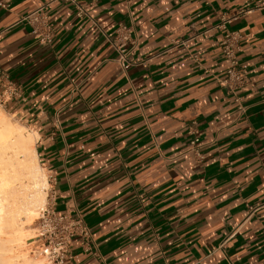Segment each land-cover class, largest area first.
Here are the masks:
<instances>
[{"label":"crops","instance_id":"obj_1","mask_svg":"<svg viewBox=\"0 0 264 264\" xmlns=\"http://www.w3.org/2000/svg\"><path fill=\"white\" fill-rule=\"evenodd\" d=\"M44 1L0 0V70L23 98L1 108L37 134L54 211L88 227L70 264H264L261 0H75L91 20L56 1L49 44L20 20ZM231 17L235 96L213 27ZM119 23L144 66L114 61Z\"/></svg>","mask_w":264,"mask_h":264},{"label":"built area","instance_id":"obj_2","mask_svg":"<svg viewBox=\"0 0 264 264\" xmlns=\"http://www.w3.org/2000/svg\"><path fill=\"white\" fill-rule=\"evenodd\" d=\"M56 1H67L75 10L77 17L91 18L84 10V6L75 0H46L34 10L23 15L20 20L29 26V33L35 37L39 43L49 44L53 36L52 23L45 9ZM6 7V4H0ZM258 7L264 6L261 0ZM233 19L221 18L214 28L223 30L222 38L219 41V52L225 60L226 66L224 76L220 79V84L225 87L229 94L235 96L236 91L243 85L244 76L238 68L237 53L239 47V35L234 31L225 29V24ZM130 29L124 24H117L114 36L110 45L115 53L114 61L121 70H126L131 66H144L146 60L136 61L131 56L133 46ZM175 46H182V42H174ZM20 99L23 101L20 88L5 73L0 70V107L9 100ZM238 97H235V101ZM15 116L14 114H11ZM186 133L190 136L189 146L194 153L199 141V133L193 127L188 126ZM45 203L36 210L35 229L33 235L34 249L31 251L33 256L41 258L43 264H70L72 259L71 242L75 238L79 241L84 250L89 249L90 233L83 220L77 216H70L67 212L56 213L51 203L52 192L48 189ZM251 208V207H250Z\"/></svg>","mask_w":264,"mask_h":264},{"label":"bare ground","instance_id":"obj_3","mask_svg":"<svg viewBox=\"0 0 264 264\" xmlns=\"http://www.w3.org/2000/svg\"><path fill=\"white\" fill-rule=\"evenodd\" d=\"M23 129L0 112V264H42L21 251L23 226L32 224L48 187L34 150L37 134L26 136Z\"/></svg>","mask_w":264,"mask_h":264},{"label":"rangeland","instance_id":"obj_4","mask_svg":"<svg viewBox=\"0 0 264 264\" xmlns=\"http://www.w3.org/2000/svg\"><path fill=\"white\" fill-rule=\"evenodd\" d=\"M0 112L6 117V120H8V121H10L14 126H18V127H24V133L26 134V136H30L31 135V133L33 132V131H30L23 123H21L18 119H17V117L16 116H13V115H11V114H9V113H7L6 111H4L1 107H0ZM27 132H29V133H27ZM39 167H40V165H39ZM40 169L41 170H43L41 167H40ZM44 171V170H43ZM45 172V171H44ZM49 188L47 187V189L45 190V191H43V193H42V195H43V198H42V202L39 204V207H41L44 203H45V201H46V195H47V193H48V190ZM36 212V211H35ZM35 216H36V214L32 217L33 218V221H32V224H29V225H25L24 224V230L26 231L25 233H27V237L25 238H23L24 240H23V244H22V249H21V251H22V253L23 254H25V256L28 258H36V259H41V258H39V257H36V256H33V254L31 253V251L34 249V247H35V244H34V240H33V235H34V229H35ZM28 240V241H27ZM30 243V244H29ZM28 245H29V247H28ZM25 249H24V248ZM26 248L28 249V250H26ZM31 250V251H30ZM25 251H26V253H25ZM29 254V255H28ZM31 254V255H30ZM17 261V260H16ZM15 260H14V263H17ZM43 264V263H42Z\"/></svg>","mask_w":264,"mask_h":264}]
</instances>
